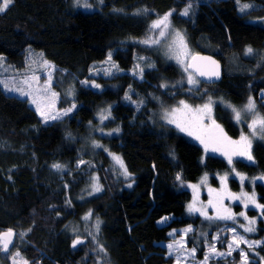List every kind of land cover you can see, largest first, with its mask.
<instances>
[{
  "label": "trees",
  "instance_id": "obj_1",
  "mask_svg": "<svg viewBox=\"0 0 264 264\" xmlns=\"http://www.w3.org/2000/svg\"><path fill=\"white\" fill-rule=\"evenodd\" d=\"M189 1L193 4L191 16L181 19L174 14V25L184 30L195 54L215 57L223 66L221 82L203 84V89L231 104L244 102L249 94L257 98L264 91V27L250 23L234 0H103L92 12L74 11L71 0H13L0 13V56L10 65L22 69L27 53L34 50L59 74L92 79V67L112 51L118 70L126 72L108 80L99 77L105 87L99 92L78 86L76 111L48 124L42 123L25 100L0 88V232L25 233L15 237L10 251L19 250L31 264H98V246H103L106 255H102L110 264L173 262L161 242L169 240L171 229L194 223L186 213L191 195L184 184L194 183L203 173H225L230 167L215 156L202 161L199 145L173 128L151 124V98L161 80H175L178 70L133 40L143 36L155 17L179 13ZM249 1L261 3H241ZM138 10L141 14L136 15ZM247 47L253 49L252 55L244 54ZM151 54L156 67L145 73V81L127 73L136 56ZM188 91L182 87L175 94H160L169 104L175 98H197ZM125 94L131 101L125 100ZM140 101L146 107L131 104ZM260 105L264 115V105ZM109 106V124L120 132L94 136L102 148L89 153L85 150L92 139L88 125L95 122L100 109ZM214 115L230 138H238L241 128L227 110L215 106ZM105 149L121 157L133 178L132 186L116 191L111 189L117 185L109 186L100 196L88 197L85 190L91 176L97 174L103 184L109 183ZM252 157L250 164L234 161L236 172L249 178L264 176V139L253 144ZM81 160L85 163L77 167ZM54 163L64 165L66 171L57 172ZM177 174L183 184L176 180ZM230 185L238 188L233 179ZM254 191L258 203L264 205V183L255 184ZM90 210V221H101L99 239L89 241L83 233L84 243L73 248L71 226H82V217ZM247 213L256 216L254 211ZM166 216L165 225L158 226L157 221ZM262 220L259 238L264 236ZM261 253L264 257V251ZM1 260L0 264H11L8 254H2Z\"/></svg>",
  "mask_w": 264,
  "mask_h": 264
},
{
  "label": "snow or ice",
  "instance_id": "obj_2",
  "mask_svg": "<svg viewBox=\"0 0 264 264\" xmlns=\"http://www.w3.org/2000/svg\"><path fill=\"white\" fill-rule=\"evenodd\" d=\"M13 3V0H0V13H4L9 6ZM100 3H103V0H100ZM237 3L240 5L239 11L241 13H247L253 5L249 3H241V0H237ZM74 5L76 7H82L85 9H91L92 5L88 3V0H74ZM192 5L189 3L184 10L180 13L182 16H188L189 11ZM146 11V10H145ZM136 15L141 14L138 10ZM172 16V12H168L164 16L154 20L150 25V34L143 40L137 41L140 44L146 45L148 47H157L166 49L164 55H166L169 59H174L177 64H179L183 70L187 73L189 69H192L193 72L198 73L200 76H205L208 79H211L213 76L219 78L218 71L205 72L200 70V68L194 64L195 61H207L211 65H215L216 68L219 66L216 64V61L210 60L208 57H201L196 54H191L188 50L187 42L184 34L171 27L170 17ZM262 22H264V18H262ZM245 55H252L253 49L251 47H247L245 49ZM143 60V57H140ZM112 60L111 52L108 53V58L105 63H109ZM36 63V61H29L28 68L31 69L32 64ZM4 66V57L0 56V67ZM150 67H154L155 65H149ZM112 68H117L118 66L114 63L111 64ZM39 68L40 69H54V65H52L49 61L43 59V54H40L39 60ZM136 68L139 70V78L143 79V69L139 64L136 65ZM106 75H112V72L109 69H105ZM137 73L134 71L133 75ZM52 74L49 71L47 73V79L44 80L43 84L40 83V77L35 75V70H33L32 75L25 74L23 79L20 80L19 84L10 83L8 81L0 80V85H3V89L7 93H15L18 97L23 98L27 97L28 99L25 101L26 103H30L35 106L36 112L41 116L43 123L48 124L50 121H56L62 119L64 116H68L73 110L76 108V103L73 102L67 108H63L61 110L56 109V102L59 98V94L55 91H52ZM84 84H88L89 81H82ZM187 83L190 86L197 87L199 81L194 79L193 74H189L187 77ZM91 86L93 88H100V85L95 83V81L91 82ZM160 87L167 88V84H162ZM191 90V89H190ZM72 90L69 89L67 95H71ZM12 98V97H10ZM125 100L131 101V96L125 94ZM140 104L143 101L139 102ZM213 100L211 97L208 98V101L204 103L200 107L193 108L190 104H188L185 100H180L178 105L172 107L171 109L165 108L161 119L169 125H174L176 129L180 132L185 133L187 136L192 137L194 140L198 141L201 145H203L204 152L207 154L209 151L213 153H219L226 157L228 164H233V156H241L246 159L252 161L253 157L251 155V137H259L264 139V115H262L259 111H257V106L255 100L250 96L245 105L241 108H237L233 104L229 102H225L223 100L220 103H223L224 106L231 110L233 114V119L237 124L247 123V127L249 129V135L242 134L240 135L238 140H232L225 133L221 125H219L215 119L212 118V105ZM250 117V121H249ZM111 118V106L106 109H102L98 114V119L101 124L104 123L105 120ZM208 123H205V121ZM102 131V130H101ZM114 132H119V128L113 129ZM111 135L112 133H107ZM93 147L100 148L102 145L99 143L93 142ZM107 151V149H105ZM114 161L115 165L121 170V174L127 179L130 176L126 166L124 165L123 160L120 156L109 153ZM174 156V154H173ZM85 163V161H79L77 167L80 164ZM52 168L57 172H62L65 170V166L60 163H54ZM232 172L239 178L241 182V192L239 194L232 193L227 189V180L228 174H224L219 177L221 182V188L219 190L209 188L208 192L210 195V199L208 200L207 205H198V196L195 193L198 192L199 185L189 184L188 187L193 189L194 197L193 201L187 205V211L189 214L199 213V215L203 216L206 220H221V221H232L236 223V215L232 213L231 209L224 206L223 201L225 199L232 201H239L243 204L244 208L247 209L249 204H252L257 209H261L264 212V205L257 203L256 194L253 191L251 194L243 191V182L247 179L244 175L236 172L235 168H232ZM176 180L183 184L180 174H177ZM255 180L264 181V176L256 177L252 183H255ZM208 181L207 174L201 179V184L206 185ZM132 185L129 184L128 187ZM67 187V185H66ZM102 189L99 185L98 177L92 178L91 183V192L89 195L100 192ZM216 193V197L212 198V194ZM71 202L69 201V204ZM212 207L216 210L215 216H210L207 213V208ZM240 217H243L245 221H248V225L245 226L243 224L240 227L243 228L244 232H254L255 231V223L256 221L249 220L248 216L244 211L239 213ZM92 218L91 210L85 214L82 219L88 221ZM169 217H163L158 221L159 224H164ZM101 221L99 218H96L94 228L96 233L100 230ZM31 229H29L30 231ZM192 231L191 227H188L183 230V235L186 236L188 232ZM228 231L233 233L232 239L230 242L225 241L228 244V252L227 255H231L232 251L235 248H239L241 243H245L249 248L255 244L259 245V241L249 242L242 235H238L236 233V229L234 227L228 228ZM91 235V233H89ZM19 235L21 238L25 235V233L21 232L17 234L13 229H8L7 231L0 232V252L7 253L8 258L11 259L12 264H31L29 260L24 258L19 250L10 251V246L14 247L13 240ZM175 231L170 232L169 236H175ZM219 239V234L213 237V241ZM84 240H82L79 236H77L73 242L72 247L76 248L77 245L83 244ZM207 243L208 251L204 255L203 264H208V261L214 256H224L226 253L218 252L216 250L215 243ZM175 245V247H174ZM168 254L172 256L174 253L176 254V264H181V260H187L189 256L194 257L196 249L192 248L188 250L186 248V243L183 238L179 240H175L173 243H169L167 245ZM98 251L104 253L106 255V251L103 246H98ZM241 257L244 260V264H247V253L242 249Z\"/></svg>",
  "mask_w": 264,
  "mask_h": 264
},
{
  "label": "rangeland",
  "instance_id": "obj_3",
  "mask_svg": "<svg viewBox=\"0 0 264 264\" xmlns=\"http://www.w3.org/2000/svg\"><path fill=\"white\" fill-rule=\"evenodd\" d=\"M238 10L240 8V5L237 3V0H234ZM261 3L259 2H245V3H249L251 5H253V8H251L247 13H245L247 15V20L252 23V24H258L262 27H264V22H262V18H264V0H260ZM83 2V0H82ZM72 3V8L74 11H83V12H92V11H96V9H98L101 6L100 4V0H88V3L92 5L91 9H85L82 7H76L74 5V0H71ZM191 4L192 7L189 11V15L188 16H182L180 15V13L184 10H182L179 13H175L174 11L172 12V16L175 14L177 15L178 18L181 19H187L188 17L191 16L192 11H193V4L191 1H189L187 3ZM196 3V2H195ZM256 3V4H254ZM197 4V3H196ZM186 5V6H187ZM259 10L261 11L260 14ZM240 12V11H239ZM241 13V12H240ZM256 13H259V15L257 16ZM244 14V13H243ZM164 16V15H162ZM160 16V17H162ZM172 16L170 17L171 20V27L181 31L186 39L187 42V46H188V50L191 54H195L194 49L189 45L188 40H187V36L186 33L184 32L183 29L181 28H177L173 21H172ZM160 17H155L153 20L150 21V23L148 24L147 30L145 31V33L143 34V36L139 37L138 39H134L133 42L137 43L138 47H142L147 49L150 53H153L154 55H159L162 58V62L164 64H170V65H175L177 66V70H178V77L175 80H165L159 83V85L162 84H167L168 87L167 88H163V87H159L158 92H154L152 98H151V106L148 107V112H150V118L149 121L151 122V124L153 126H165V127H170L175 129L178 133L182 134L184 137H186L188 140H190L191 142L199 145L203 151V157H202V161L205 160V158L207 156H215V157H219L221 159H224L226 161V163L228 164V161L226 159L225 156L220 155L218 152L217 153H213L211 151H209L207 154L204 152V148L203 145H201L198 141L194 140L192 137L187 136L185 133L180 132L178 129L175 128L174 125H169L166 124L162 119L161 116L163 114V111L165 108L167 109H171L172 107H175L178 105L180 100H185L188 104H190L193 108L196 107H200L202 106L204 103H206L208 101V98L211 97V99L213 100V105H212V118L215 119V115H214V108L215 106H221L223 109L227 110L229 112L230 117L232 118L233 122L239 126L241 128V133L245 134V135H249V129L247 127V123H240L237 124L236 121L233 119V114L231 112L230 109L226 108L224 106L223 103H220L221 100L227 102L225 99H222L221 97L216 96L215 94H210L209 92H207V90L203 89V84L193 75L194 79L199 81V84L197 87H193L188 85L187 83V77L191 72H185L183 70V68L176 63V61L174 59H169L166 55H164V52L166 49L164 48H157V47H148L146 45L140 44L137 41L139 40H143L145 39L149 34H150V25L151 23L160 18ZM112 52V51H110ZM40 54L41 52L38 51H34V50H30L27 55H26V60L24 62V67L22 69H19L17 67H15L14 65H10L6 62V59L4 57V66L0 67V80H4V81H8L10 83H16L19 84L20 80L23 79L24 75H32L33 74V70H35V75L40 77V83L43 84L44 80L47 79V73L50 71L52 74V80H51V84H52V91H55L59 94V98L56 102V109L57 110H61L63 108H67L71 105V103L75 102L76 100V93H77V89L78 86H82V87H87V88H92L94 91H102L103 89H105V87L102 85V83L98 80V78H104V80H108L109 78H111L114 74H125L126 72L117 70V68H112L111 64L114 63L116 65V62L113 60H111V62L109 63H105V61L107 60L108 56L105 58V60H103L100 63L95 64L92 67V70L89 74V77H91L92 79H83V80H76L74 78H71L68 74L66 73H60L56 70V68L54 67V69H40L39 68V60H40ZM113 54V53H111ZM153 54H151V56H136V60L133 66V69L130 72H127L130 76L135 77L136 80L138 81H145V73L149 72L150 70H153L156 67V64L153 63ZM140 57H143L144 59L141 60ZM43 59H45V57L43 56ZM36 61V63L32 64L31 69L28 68V63L29 61ZM46 60V59H45ZM48 61V60H47ZM139 64L140 67L143 69V79L139 78V70L136 68V65ZM154 64V67H150L149 65ZM105 69H109L112 72V75H106L105 74ZM136 72V75H133V72ZM192 74V73H191ZM89 81V83L86 85L84 83H82V81ZM95 81V83L100 85V88H93L91 86V82ZM187 88L189 89L188 94L189 95H194L196 94L197 98H175V100L172 103H167L161 96L160 91H170L171 94H175V91L179 88ZM0 88L3 90V92L9 96H14L16 98H19L21 100H27V97H23L20 98L18 97L17 94L15 93H7L4 91L3 89V85H0ZM69 89L72 90V94L71 95H67ZM191 89V90H190ZM252 97L255 102H256V106H257V111H259L261 113V108H260V104L264 105V91H260L258 92L257 98H255L252 94H249L248 97L245 99L244 102L240 103V104H233L234 106H236L237 108H241L243 105L246 104L247 100L249 97ZM131 104L133 106H137L139 107L140 105L143 107H146V105L144 103L140 104L139 102H131ZM28 105L36 112L35 110V106L31 105L30 103H28ZM77 108V105H76ZM76 108L73 110V112H71L68 116H64L62 117V119L60 120H56V121H61L64 120L68 117H70L75 111ZM108 108V107H106ZM103 108V109H106ZM102 109H100L96 116H95V122L91 123L88 125V129L90 131L89 137L92 139L90 140V144L89 146H85V150L89 153H92L93 151H97L100 150V148H96L93 147V142L99 143L98 139H94V136H98V137H106V136H116L119 134V132H114L113 129H116L115 127L110 126L109 121L111 120H105L103 124H101L99 122L98 119V114ZM37 113V112H36ZM37 115L40 117L41 121L42 118L41 116L37 113ZM216 121V120H215ZM249 121H250V117H249ZM53 122V121H50ZM43 123V121H42ZM107 123L109 124V127H107ZM205 123H208V121L206 120ZM94 128V129H93ZM102 130V131H101ZM111 132V135H108L107 133ZM225 133V131H224ZM226 134V133H225ZM227 135V134H226ZM240 135L238 136V138L233 139L232 140H238ZM228 136V135H227ZM229 137V136H228ZM230 138V137H229ZM250 139L252 141L251 144V155H252V146L255 142H258L260 140H263L262 138L259 137H251ZM89 140H85V142H87ZM100 144V143H99ZM101 145V144H100ZM105 156L108 158L107 159V165L109 167L110 170V179H109V183L108 185L103 184L102 181L100 180L101 178L99 177V175L94 174L93 176H91V178L89 179L88 182V186L86 188V194L88 195V197H96V196H100L102 193L105 192V190L107 188L110 189L109 186H115L117 185L116 188H112L111 190H115V189H120V187H128L129 184L132 183V176L130 175L129 178H125L122 174H121V170L115 165L114 161L112 160V157L109 155V152L106 151V153H104ZM233 162L236 160H241L243 162L246 163H253V160L250 161L248 159H246L245 157H241V156H233L232 157ZM125 165V164H124ZM230 169H228L225 173H203L194 183H190L193 185H199V189L198 192L195 193V195L198 196V205L197 206H201V205H207L208 204V200L210 199V195L208 192L209 188H213V189H217L219 190L221 188V182L219 177L224 175V174H228V180H227V189L228 191L232 192V193H236L239 194L242 190L241 188V182L239 180V178L235 175V173L232 172V168H233V164L229 165ZM66 169L62 172H65ZM207 174L208 176V181L207 184H201V179L204 177V175ZM245 176V175H244ZM93 177H98L99 180V185L101 187V191L97 192L95 194L89 195V192H91V183H92V178ZM247 179L243 182V191L251 194L254 191V185L257 183H264V181L262 180H255V183H252V181L256 178H249L247 176H245ZM257 177H260L257 176ZM233 179L238 183V188L236 190H234L231 185H230V180ZM114 182V183H113ZM187 185H189V183H185L184 184V189L188 190L190 192L191 198L189 203H191L193 201V197H194V192L193 189L188 187ZM116 191V190H115ZM256 194V193H255ZM216 197V193L212 194V198ZM256 201H257V195H256ZM188 203V204H189ZM224 206L228 207L231 209L232 213L236 215V223H233L232 221H221V220H206L203 216L199 215V213H193V214H189L186 208V213L188 215L189 219L194 220L193 225H187L184 226L182 228H175V229H171L168 232V241L167 242H161V246L165 247L166 251H167V257L172 258L173 262L171 264H176V254L174 253L172 256H169L168 254V248L167 245L169 243H173L175 240H179L181 238H183V240L186 243V248L188 250H191L192 248L196 249L195 252V256L191 257L189 256L187 260L182 259L181 260V264H203V260H204V255L207 253L208 251V246L207 243H215L216 245V250L218 252H224L226 253L224 256H214L212 257L209 261L208 264H244V260L241 257V250L243 249L246 253H247V264H254L255 261H258L259 264H264V260L258 255V249L264 245V236H262L260 239H254L252 238L253 234L256 232V230L259 228L258 225V221L261 219H263V212L261 209H257L256 207H254L252 204H249L248 208L245 209L243 204H241L239 201H232V200H228L225 199L223 201ZM258 203V201H257ZM187 204V205H188ZM252 210L256 213V216L251 217L248 215L247 211ZM241 211H244L246 213V215L248 216L249 220H255V231L254 232H244L243 228L240 227L241 224L247 226L248 225V221H245L243 219V217L239 216V213ZM207 213L210 216H215L216 215V210L212 207H208L207 208ZM168 217V216H166ZM162 219V218H161ZM160 219V220H161ZM263 222V227H264V219L262 220ZM94 224L95 221L94 220H88L85 221L82 226H80L79 224H74L71 226V234L73 235L74 239L79 236L81 238V235L84 233V235H88L89 236V241H98L99 237V233H96L95 228H94ZM157 225L158 226H164V224H159L157 221ZM191 227L192 231L188 232L186 236L183 235V230ZM230 227H234L236 229V233L238 235H242L247 241L249 242H256L259 241V245L256 246L255 244H253V246L251 248L248 247L247 244L245 243H241L239 248H235L234 251H232L231 255H227L228 252V244L225 243V241L230 242L233 236V233L228 231V228ZM175 231L176 235L175 236H169L170 232ZM91 233V235L89 234ZM217 234H219V239L213 241V237L216 236ZM80 245V244H79ZM77 245V246H79ZM175 247V245H174ZM12 250V249H11ZM237 253V255H235ZM2 254H7V253H3L0 252V262H2L1 260V255ZM257 254V255H255ZM199 255H201V257H199ZM10 263L12 264V261L10 259ZM98 264H110V261L108 260V258H104V256L102 255V253L100 254V262Z\"/></svg>",
  "mask_w": 264,
  "mask_h": 264
},
{
  "label": "water",
  "instance_id": "obj_4",
  "mask_svg": "<svg viewBox=\"0 0 264 264\" xmlns=\"http://www.w3.org/2000/svg\"><path fill=\"white\" fill-rule=\"evenodd\" d=\"M196 55H199L201 57H208L210 60L216 61V64L219 66L218 68H216L215 65H211L207 61H195L193 63L196 64L200 68V70L205 71V72L218 71L219 78H216L215 76H213L211 79H208L205 76H200L198 73L193 72L192 69H189V72H191L202 84L213 85V84H217L221 82V80L223 79V66L221 62L215 57H212L208 54H196ZM13 243H14V240H13ZM11 247L12 246H10V249Z\"/></svg>",
  "mask_w": 264,
  "mask_h": 264
},
{
  "label": "flooded vegetation",
  "instance_id": "obj_5",
  "mask_svg": "<svg viewBox=\"0 0 264 264\" xmlns=\"http://www.w3.org/2000/svg\"><path fill=\"white\" fill-rule=\"evenodd\" d=\"M250 211H252V210H250ZM256 214V213H255ZM252 217V216H251ZM261 220V219H260ZM263 223V222H262ZM258 225H259V221H258ZM263 225V224H262ZM259 227H260V225H259ZM262 228L264 229V227L262 226ZM259 229V228H258ZM257 229V230H258ZM257 230H256V232L252 235L253 237L252 238H254V239H260L259 237H258V234H257ZM264 251V245H262L259 249H258V255L264 260V257L262 256V253L261 252H263ZM236 255H237V253H236ZM255 255H257V254H255ZM254 264H259V262L258 261H255L254 262Z\"/></svg>",
  "mask_w": 264,
  "mask_h": 264
}]
</instances>
